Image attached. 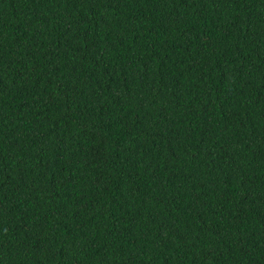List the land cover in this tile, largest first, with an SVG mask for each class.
Here are the masks:
<instances>
[{
	"label": "trees",
	"instance_id": "1",
	"mask_svg": "<svg viewBox=\"0 0 264 264\" xmlns=\"http://www.w3.org/2000/svg\"><path fill=\"white\" fill-rule=\"evenodd\" d=\"M0 264H264V0H0Z\"/></svg>",
	"mask_w": 264,
	"mask_h": 264
}]
</instances>
